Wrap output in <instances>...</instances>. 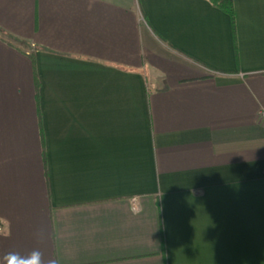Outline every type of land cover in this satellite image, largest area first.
Wrapping results in <instances>:
<instances>
[{"label":"crops","instance_id":"1","mask_svg":"<svg viewBox=\"0 0 264 264\" xmlns=\"http://www.w3.org/2000/svg\"><path fill=\"white\" fill-rule=\"evenodd\" d=\"M0 0V264H264V0Z\"/></svg>","mask_w":264,"mask_h":264},{"label":"clouds","instance_id":"2","mask_svg":"<svg viewBox=\"0 0 264 264\" xmlns=\"http://www.w3.org/2000/svg\"><path fill=\"white\" fill-rule=\"evenodd\" d=\"M5 260L6 264H42V254L39 250H33L27 257H22L18 253L10 252ZM47 264H55V261L50 259Z\"/></svg>","mask_w":264,"mask_h":264},{"label":"trees","instance_id":"3","mask_svg":"<svg viewBox=\"0 0 264 264\" xmlns=\"http://www.w3.org/2000/svg\"><path fill=\"white\" fill-rule=\"evenodd\" d=\"M214 5L226 12L231 19L234 16L233 1L232 0H211Z\"/></svg>","mask_w":264,"mask_h":264},{"label":"built area","instance_id":"4","mask_svg":"<svg viewBox=\"0 0 264 264\" xmlns=\"http://www.w3.org/2000/svg\"><path fill=\"white\" fill-rule=\"evenodd\" d=\"M258 118H259L260 123L264 124V106L259 109Z\"/></svg>","mask_w":264,"mask_h":264}]
</instances>
